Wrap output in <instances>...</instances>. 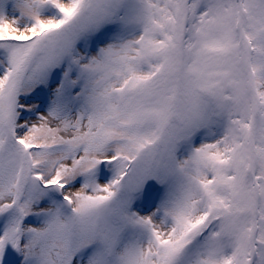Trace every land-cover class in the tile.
Segmentation results:
<instances>
[{
  "label": "snow or ice",
  "instance_id": "snow-or-ice-1",
  "mask_svg": "<svg viewBox=\"0 0 264 264\" xmlns=\"http://www.w3.org/2000/svg\"><path fill=\"white\" fill-rule=\"evenodd\" d=\"M0 264H264V0H0Z\"/></svg>",
  "mask_w": 264,
  "mask_h": 264
}]
</instances>
